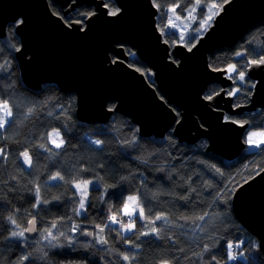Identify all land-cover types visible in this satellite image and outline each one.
I'll return each instance as SVG.
<instances>
[{"label": "trees", "instance_id": "16d2710c", "mask_svg": "<svg viewBox=\"0 0 264 264\" xmlns=\"http://www.w3.org/2000/svg\"><path fill=\"white\" fill-rule=\"evenodd\" d=\"M153 1L163 32L169 8L184 18L199 1L222 6L228 0ZM49 2L63 15L58 3ZM106 4L111 13L118 10L114 0ZM93 10L79 6L73 19L84 23ZM163 36L171 45L181 43L175 34ZM197 39L183 43L191 47ZM20 45L10 23L0 38V102L13 112L0 133V264H264L258 238L232 208L235 190L264 169V144L227 160L207 151L206 139L181 142L171 130L164 137L141 136L131 118L117 112L105 124L83 122L75 93L53 82L37 90L26 86L15 56ZM129 53V63L156 86L149 66L134 49ZM262 57L264 23H258L233 47L210 54L209 62L215 69L233 65L235 73H246L249 63ZM253 85L246 73L236 104L250 102ZM220 90L213 83L206 94ZM233 118L263 129L264 108ZM53 129L63 137L58 148L50 142ZM83 180L96 181L84 201L74 185ZM130 197L138 199L134 229L104 227L106 215L126 210ZM32 217L38 234L21 240L18 233Z\"/></svg>", "mask_w": 264, "mask_h": 264}, {"label": "water", "instance_id": "95a60500", "mask_svg": "<svg viewBox=\"0 0 264 264\" xmlns=\"http://www.w3.org/2000/svg\"><path fill=\"white\" fill-rule=\"evenodd\" d=\"M53 1L63 15L52 10L49 0H0V38L14 23L21 42L15 56L26 86L37 90L53 82L75 93L76 114L83 122L105 124L117 112L130 117L141 136L164 137L171 130L189 144L206 138V150L227 160L246 149L250 123L225 116L264 108V57L247 66L255 84L250 102L240 105L227 93L234 84L227 68L211 67L209 55L233 47L249 29L264 23V0H228L191 47L163 40L153 0H114L119 8L114 13L106 0ZM82 5L94 7L84 23L73 19ZM126 46L153 71L156 86L129 63ZM213 83L222 89L204 96ZM232 208L264 252V169L235 190ZM27 225V236L35 238L37 219Z\"/></svg>", "mask_w": 264, "mask_h": 264}, {"label": "rangeland", "instance_id": "374dc122", "mask_svg": "<svg viewBox=\"0 0 264 264\" xmlns=\"http://www.w3.org/2000/svg\"><path fill=\"white\" fill-rule=\"evenodd\" d=\"M205 6L206 11L203 10L201 12V7ZM223 6V5H222ZM221 4L218 1L215 2H207V1H199L191 11V14L187 17L179 16L175 8H169V20L166 28L163 29L164 33L175 34L178 36V39L181 43L186 40L183 39H191L192 37L199 38L201 34L207 30V27L212 23L215 15H217L218 9H222ZM220 12V11H219ZM199 18H198V17ZM198 40V39H197ZM136 53V52H135ZM228 70V75L231 76L234 80V85L229 87V93L231 95H236L240 90L238 87V83L244 82V78L246 73L239 72L235 73L236 68L233 65H230ZM248 76V75H247ZM13 116V112L10 109V106L6 102H0V133L4 131L6 126L9 124ZM50 142L54 147H60L63 143V137L61 131L59 129H53L50 132ZM246 143L247 149H255L258 148L261 144H264V127L263 129H249L246 133ZM2 153V149H0V154ZM23 160L30 164L29 155L24 153L22 155ZM96 183L95 180H83L78 181L74 185L77 188L78 193L80 194L81 200H87L88 198V188ZM138 207V199L137 197H130L126 210H121L117 212H132L135 215L134 210ZM137 211V210H136ZM33 218V217H32ZM136 224V219L134 218H122L116 223V226L122 228L125 233H129L134 229V225ZM28 226V225H27ZM26 228L21 229L18 233V236L21 240L25 239H34L29 238L26 234ZM106 227L105 225H103ZM110 226V225H108ZM114 226V225H112ZM36 238V237H35Z\"/></svg>", "mask_w": 264, "mask_h": 264}, {"label": "built area", "instance_id": "2783aa9c", "mask_svg": "<svg viewBox=\"0 0 264 264\" xmlns=\"http://www.w3.org/2000/svg\"><path fill=\"white\" fill-rule=\"evenodd\" d=\"M122 218H133V214L130 212H122V213H111L110 215H108L106 217V222L108 224H114L116 225V223L121 220Z\"/></svg>", "mask_w": 264, "mask_h": 264}, {"label": "bare ground", "instance_id": "6f19581e", "mask_svg": "<svg viewBox=\"0 0 264 264\" xmlns=\"http://www.w3.org/2000/svg\"><path fill=\"white\" fill-rule=\"evenodd\" d=\"M118 9H119V8H118ZM117 11H118V10H117ZM190 14H191V12L189 13V15H190ZM59 15H60V14H59ZM214 18H215V17H214ZM65 20H66V19H65ZM213 20H214V19H213ZM66 21H68V20H66ZM212 23H213V21H212ZM212 23H211V24H212ZM211 24H210V25H211ZM210 25H209L208 27H210ZM208 27H207V28H208ZM158 28H159V27H158ZM159 30H160V28H159ZM160 32H161L162 35H163V32H162L161 30H160ZM163 40H164V36H163ZM168 43H169V42H168ZM169 44H170V43H169ZM170 45H171V44H170ZM171 46H173V45H171ZM128 47H129V46H128ZM128 49L131 50L132 48L129 47ZM129 50H128V51H129ZM232 86H233V85H232ZM217 92H219V91H217ZM217 92H215V93H213V94H210V95H207L206 92H205L204 96H206V97H210V96L216 94ZM233 96H234V95H233ZM234 99H235V96H234ZM110 101H111V100H110ZM113 101H114V100H113ZM235 103H236V102H235ZM233 117H234V115H232V116H227V115H226V116H225V119H234ZM234 120H235V119H234ZM236 121H237V120H236ZM245 122H247V121H245ZM239 123H244V122H239ZM250 127H251V124H250ZM250 127L247 129V131H248L249 129H252V128H250ZM247 131H246V132H247ZM138 132H139V131H138ZM202 139H206V138H202ZM199 140H200V139H199ZM199 140H198V141H199ZM206 140H207V145H208V143H209V142H208V139H206ZM198 141H197V142H198ZM245 141H246V137H245ZM195 143H196V142H195ZM246 144H247V143H246ZM246 146H247V145H246ZM29 159H30V157H29ZM111 213H114V211H110L106 216L110 215ZM134 218H135V217H134V215H133V220H134ZM103 225L107 226L108 223L105 222Z\"/></svg>", "mask_w": 264, "mask_h": 264}, {"label": "flooded vegetation", "instance_id": "af4514ba", "mask_svg": "<svg viewBox=\"0 0 264 264\" xmlns=\"http://www.w3.org/2000/svg\"><path fill=\"white\" fill-rule=\"evenodd\" d=\"M116 3V2H115ZM117 5V4H116ZM91 7V6H90ZM118 7V6H117ZM63 9V8H62ZM93 9H94V7H93ZM67 20V19H66ZM235 84V83H234ZM233 84V85H234ZM254 86V85H253ZM221 89H222V87H221ZM227 93H229V88H227ZM230 94V93H229ZM227 116H232V115H230V114H226ZM235 116V115H234Z\"/></svg>", "mask_w": 264, "mask_h": 264}, {"label": "clouds", "instance_id": "9594fccd", "mask_svg": "<svg viewBox=\"0 0 264 264\" xmlns=\"http://www.w3.org/2000/svg\"><path fill=\"white\" fill-rule=\"evenodd\" d=\"M261 59V58H260ZM259 60V59H258ZM254 81V80H253ZM254 84H255V81H254ZM254 87V86H253ZM114 212H116V211H114ZM116 213H121V212H116ZM132 213V212H131ZM107 217V216H106ZM106 217H105V221H104V223L106 222ZM109 225V224H108ZM114 225V224H113Z\"/></svg>", "mask_w": 264, "mask_h": 264}]
</instances>
